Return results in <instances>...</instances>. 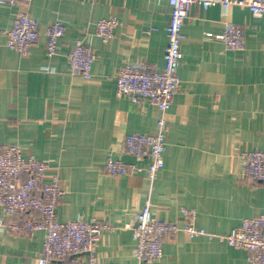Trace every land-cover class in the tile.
I'll list each match as a JSON object with an SVG mask.
<instances>
[{
	"label": "crops",
	"instance_id": "1",
	"mask_svg": "<svg viewBox=\"0 0 264 264\" xmlns=\"http://www.w3.org/2000/svg\"><path fill=\"white\" fill-rule=\"evenodd\" d=\"M29 8L40 35L23 55L6 45L18 6L0 2V143L20 144L26 156L51 165L49 175H60L65 194L58 219L116 226L98 242L99 264H251L245 249L183 231L165 237L160 260L140 261L127 225L147 202L156 217L180 227L181 209L192 210L196 226L211 234H228L264 213V183L245 177L242 159L264 150V16L243 6L192 5L183 27L181 87L166 114L165 165L151 181L146 172L110 175L105 164L109 156L138 162L121 154L126 136L158 130V108L145 98L118 95L116 86L126 63L164 66L169 2L32 0ZM110 16L119 25L104 42L96 24ZM56 19L66 32L58 54L49 57L46 29ZM228 22L243 27V50H230L216 37ZM78 40L96 54L91 78L74 72L67 59ZM5 220L0 205V264H38L45 232L17 235L2 226Z\"/></svg>",
	"mask_w": 264,
	"mask_h": 264
},
{
	"label": "built area",
	"instance_id": "2",
	"mask_svg": "<svg viewBox=\"0 0 264 264\" xmlns=\"http://www.w3.org/2000/svg\"><path fill=\"white\" fill-rule=\"evenodd\" d=\"M171 6L170 22L167 26L168 44L165 49V64L138 62L126 63L117 76V94L129 96L133 101L149 100L160 111L155 133L128 134L122 144L121 154L136 157L138 162H127L122 157L109 156L105 171L110 175H133L146 172L151 181L165 165L167 133L169 130L167 111L175 94L181 87L178 73L184 53L183 27L193 4L203 8L220 5L225 10L231 6H243L256 16H264V0H167ZM18 6L13 27L6 31V45L23 55L29 53L38 40L40 31L30 12L32 0H0ZM119 20L115 16L100 19L96 34L108 42L115 33ZM1 32V30H0ZM66 32V24L56 19L46 29V50L49 57L58 54V44ZM230 50H243L246 39L242 26L228 22L216 36ZM72 70L85 78H91L96 54L83 40H78L67 53ZM244 175L252 183H264V150L245 152L242 155ZM146 162V163H144ZM49 163L26 156L20 144L0 143V205L6 220L4 228L17 235L44 231L45 239L39 254L38 264H48L54 259L63 260L74 255L67 264H99L98 242L102 234L116 228L108 220L78 218L61 221L57 208L65 194L60 175L48 174ZM49 178V180H48ZM181 219L177 221L156 217L151 204L147 202L138 212L132 229L135 241L134 255L140 261L156 262L163 256L164 240L168 235L181 231L191 237L209 235L227 242L237 249L248 252L251 264H264V213L245 218L228 234H211L195 224L196 213L182 208Z\"/></svg>",
	"mask_w": 264,
	"mask_h": 264
}]
</instances>
